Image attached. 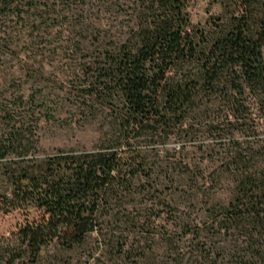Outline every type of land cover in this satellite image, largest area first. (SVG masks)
<instances>
[{
    "label": "trees",
    "instance_id": "1",
    "mask_svg": "<svg viewBox=\"0 0 264 264\" xmlns=\"http://www.w3.org/2000/svg\"><path fill=\"white\" fill-rule=\"evenodd\" d=\"M61 2L0 0V27L5 28L0 39V211L41 212L39 220L0 239V264H36L54 241L66 251L83 246L125 203L136 181L155 170L147 164V151L133 148L130 140L186 138L189 121L207 111L222 115L216 125L240 131L246 148L230 137L234 157L224 166L234 177L231 197L226 205L206 209L207 220L192 232L191 254L195 263L262 262L264 145L259 143L264 139L252 134L260 124L251 116L264 121V0H210L220 8L210 22L213 29L191 23L188 0H108L113 33L82 29L77 60L85 80L82 92L115 110L117 135L92 151L47 153L36 133L46 102L39 100L42 91L19 94L4 49L26 36L20 25L29 29L33 47L40 35H52L60 24L56 9ZM42 55L21 57L22 70L34 83L45 73L42 63L40 74L36 69ZM252 155L263 157V163H254ZM170 165L173 174L165 180L176 189L203 190L202 173L191 172V163L174 159ZM236 234L242 241L212 249L213 239Z\"/></svg>",
    "mask_w": 264,
    "mask_h": 264
},
{
    "label": "rangeland",
    "instance_id": "2",
    "mask_svg": "<svg viewBox=\"0 0 264 264\" xmlns=\"http://www.w3.org/2000/svg\"><path fill=\"white\" fill-rule=\"evenodd\" d=\"M108 3V0H62L56 9L61 15L60 24L52 35H40L33 47L29 29L26 31L20 25L18 31L24 30L26 36L17 37V45L4 49L9 55L8 67H12L8 73L13 75L22 90L19 94L24 92L25 97H29L34 91H42L39 100L41 102V97L46 102L41 108L36 133L40 147L47 153L92 151L117 135L113 125L115 110L82 92L85 80L77 60V43L81 41L82 29L112 31L110 21H107ZM187 12L193 25L213 29L210 22L220 13V8L211 5L210 0H188ZM4 31L5 28L0 27V39L5 37ZM35 53L43 54L42 59L36 61V69L40 74L38 67L42 63L45 73L34 83L25 76L21 57ZM221 116L219 118L211 111L193 116L186 138L172 136L166 142L164 138L153 141L131 139L133 148L147 151V164L155 169L152 176H142L136 181L134 191L127 196L125 203L115 208L114 216L104 218L98 233H94L83 246L66 251L54 241L42 250L36 264H214V259L195 263L191 254L195 242L192 232L207 220L208 207L226 205L230 200L234 177L224 166L234 157L232 147L228 145L230 137L246 148L243 144L245 137L240 131L216 125L218 121L221 123ZM251 119L260 124L252 134L263 140L264 121L254 114ZM215 135L224 140L219 141ZM247 140L254 143L255 139ZM257 148V145L252 147ZM252 156L254 163H263V157ZM174 159L191 163V172L195 175L202 173L203 190L176 189L173 182L165 180L166 176L169 178L173 174L170 162ZM40 213L35 208L8 214L0 211V239L39 220ZM200 236L210 238L204 233ZM242 239L239 234L222 235L218 240H212L211 247H226L228 241L240 242ZM220 263L217 260V264ZM253 264H264V259Z\"/></svg>",
    "mask_w": 264,
    "mask_h": 264
}]
</instances>
